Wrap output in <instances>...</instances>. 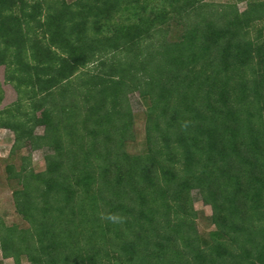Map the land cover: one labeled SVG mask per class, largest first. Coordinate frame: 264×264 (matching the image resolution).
Listing matches in <instances>:
<instances>
[{
    "label": "trees",
    "instance_id": "trees-1",
    "mask_svg": "<svg viewBox=\"0 0 264 264\" xmlns=\"http://www.w3.org/2000/svg\"><path fill=\"white\" fill-rule=\"evenodd\" d=\"M241 1L0 0L3 83L18 96L0 129L10 154L47 150L41 172L30 157L6 167L26 227L0 221V260L264 264V0ZM134 93L147 108L131 155Z\"/></svg>",
    "mask_w": 264,
    "mask_h": 264
},
{
    "label": "rangeland",
    "instance_id": "rangeland-1",
    "mask_svg": "<svg viewBox=\"0 0 264 264\" xmlns=\"http://www.w3.org/2000/svg\"><path fill=\"white\" fill-rule=\"evenodd\" d=\"M67 3H73L75 0H64ZM206 3L212 5H220L227 2H235V0H203ZM247 0L238 2V8L243 10L245 8ZM169 0H146L145 3L150 7L160 8L166 7ZM147 9V10H148ZM167 27V26H163ZM182 33V27L179 24L171 23L168 26L167 40L174 41L177 40ZM92 66V65H91ZM89 66L87 69H89ZM3 72L4 68L0 67V84L3 91V101L0 105V109L9 106L11 103L15 102L18 98L16 90L13 86L3 83ZM131 112H132V134L133 137L125 144L126 151L131 154H139L144 151L145 145V111L147 108L146 102L141 100L137 93L130 94L128 97ZM34 133L36 135L43 134V127L39 126L35 128ZM14 134L12 131L7 129H0V221L6 225H16L18 227H26V223L17 214L14 202L12 198V192L18 187L17 181L14 179H9L6 172L7 166H12L15 171L19 169L22 165V157H30L31 167L35 172H41L45 169L44 155L47 150H34L29 151V149H16L14 153L10 154L13 146ZM193 207L197 211V217L195 219L196 227L201 236H208V233L214 229L211 225V209L202 203L199 194L193 192ZM1 259V254H0ZM3 264H14L12 259L0 260ZM22 264H28V262L23 259Z\"/></svg>",
    "mask_w": 264,
    "mask_h": 264
}]
</instances>
